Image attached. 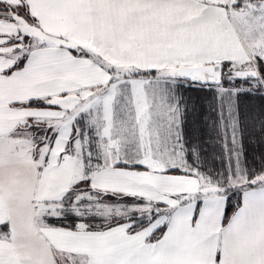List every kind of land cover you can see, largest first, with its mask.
I'll return each instance as SVG.
<instances>
[{
  "label": "snow or ice",
  "instance_id": "obj_1",
  "mask_svg": "<svg viewBox=\"0 0 264 264\" xmlns=\"http://www.w3.org/2000/svg\"><path fill=\"white\" fill-rule=\"evenodd\" d=\"M250 145L264 0H0V264H264Z\"/></svg>",
  "mask_w": 264,
  "mask_h": 264
},
{
  "label": "rangeland",
  "instance_id": "obj_2",
  "mask_svg": "<svg viewBox=\"0 0 264 264\" xmlns=\"http://www.w3.org/2000/svg\"><path fill=\"white\" fill-rule=\"evenodd\" d=\"M247 103V102H246ZM261 103L260 100H254V101H248V104H251V105H255V106H258L259 104ZM251 147V148H250ZM252 147L254 148H257V149H260L261 146H249V153H250V159L251 157H256L255 155L259 152V150H256V151H253ZM261 152V151H260ZM255 154V155H254ZM257 160H258V157H257Z\"/></svg>",
  "mask_w": 264,
  "mask_h": 264
},
{
  "label": "trees",
  "instance_id": "obj_3",
  "mask_svg": "<svg viewBox=\"0 0 264 264\" xmlns=\"http://www.w3.org/2000/svg\"><path fill=\"white\" fill-rule=\"evenodd\" d=\"M254 100H259V99L257 98V99H254ZM254 100H251V101H254ZM246 102L248 103V101H246ZM252 149H253V151L259 150V152L256 155L254 154L256 157H259L260 151H264V146H261L260 149H257L255 147L254 148L252 147Z\"/></svg>",
  "mask_w": 264,
  "mask_h": 264
}]
</instances>
